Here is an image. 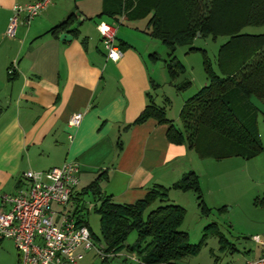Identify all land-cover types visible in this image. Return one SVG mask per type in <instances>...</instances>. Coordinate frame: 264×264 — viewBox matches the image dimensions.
<instances>
[{
	"label": "crops",
	"instance_id": "obj_1",
	"mask_svg": "<svg viewBox=\"0 0 264 264\" xmlns=\"http://www.w3.org/2000/svg\"><path fill=\"white\" fill-rule=\"evenodd\" d=\"M36 1L39 0H0V195L25 193L27 183L22 174L26 171L45 172L70 162L78 165V182H83L80 189L101 176L98 181L101 194L109 196L115 204L130 205L143 199L153 186L168 188L182 174L191 172L197 177L205 207L216 211L220 208L224 211L223 206L229 207V211L234 208L250 218L237 232V236L249 242L246 247L233 248L224 237L226 243L222 247L217 242L218 250L227 247L232 252L230 260L224 258L221 264H245L260 259V245L251 238L264 240V220L256 219V209L248 205V198L257 194L252 192L258 186L253 177L256 157L218 162L198 160L185 145L167 142L166 124L158 125L152 119L132 125L147 105V96L156 105L152 91L159 89L148 75L144 58L152 60L155 54L151 52L155 43L149 41L146 26L145 31L134 26L123 34L115 29L122 58L108 62L96 32L97 22L117 28L129 21L97 17L104 7L103 0H52L28 25L21 23L20 15L15 35L7 39L4 32L13 10ZM71 15L74 19L70 30L76 28V36L64 31L56 35L48 33ZM138 31L148 40L134 36L133 32ZM61 33L70 40H60ZM173 82L169 81L170 86H174ZM182 103L183 98L179 100L178 112ZM250 103L257 111L256 128L262 141L264 106L254 99ZM169 106L165 96L157 107L163 108L165 118L176 128L178 119L167 114ZM75 113H81L82 119L73 130L65 123ZM261 147L259 154L264 153L262 142ZM221 192L231 202L219 207ZM184 194L187 195L169 190L168 202L183 207ZM207 197L211 202H207ZM89 199L91 210L93 204ZM53 209L59 211L56 206ZM231 228L234 230V225ZM4 241L11 250L0 256V264H16L18 254L13 251V244ZM84 253L79 264H91L84 259ZM196 257L184 258L178 264H201ZM115 258L120 264L140 263L135 254L126 250Z\"/></svg>",
	"mask_w": 264,
	"mask_h": 264
},
{
	"label": "trees",
	"instance_id": "obj_2",
	"mask_svg": "<svg viewBox=\"0 0 264 264\" xmlns=\"http://www.w3.org/2000/svg\"><path fill=\"white\" fill-rule=\"evenodd\" d=\"M103 6L97 17L116 22L146 20L148 37L168 51L165 68L169 81L182 71L173 57L176 46L188 47L196 38L227 37L217 49L215 72L203 58L206 84L182 103L178 128L165 118L163 108L157 107L149 96L132 125L152 119L158 125L166 124L167 142L185 145L198 160L218 162L257 157L262 147L256 128L257 111L250 100L256 99L264 106V33L245 35L241 30L264 27V0H103ZM73 19L72 15L67 17L48 33L56 35L64 31L76 36L77 29L70 30ZM188 85L184 84L183 88ZM100 177L74 192L71 201L75 207L70 214L78 226L87 229V214L82 212L79 202L81 197L91 198L104 253L118 254L131 232L136 235V243L124 249L135 254L139 264H178L186 257H195L208 233L216 237L219 246L226 243L213 223L203 229L204 235L196 245H189L187 234L179 231L185 210L168 202L169 190L191 193L200 217L206 218L210 212L202 202L194 173L182 174L168 188L155 185L143 199L130 205L115 204L109 196H103L98 187ZM90 237L95 239L91 234Z\"/></svg>",
	"mask_w": 264,
	"mask_h": 264
},
{
	"label": "built area",
	"instance_id": "obj_3",
	"mask_svg": "<svg viewBox=\"0 0 264 264\" xmlns=\"http://www.w3.org/2000/svg\"><path fill=\"white\" fill-rule=\"evenodd\" d=\"M52 0H39L32 5L15 8L8 19L4 36L12 38L21 23L28 25ZM115 26L99 21L96 24L105 61L116 62L121 53L116 44ZM13 66L7 74H11ZM82 114L70 116L66 125L75 130ZM71 140V136H67ZM79 168L76 163L65 162L47 171L22 174L27 183L23 194L0 195V241L13 244L18 254L16 264H79L83 253L92 252L100 262L113 258L111 253L94 248L85 226H78L71 212L66 211L68 202L78 185ZM56 206L59 211L52 210ZM261 248L260 259L245 264H264V240L251 238Z\"/></svg>",
	"mask_w": 264,
	"mask_h": 264
},
{
	"label": "rangeland",
	"instance_id": "obj_4",
	"mask_svg": "<svg viewBox=\"0 0 264 264\" xmlns=\"http://www.w3.org/2000/svg\"><path fill=\"white\" fill-rule=\"evenodd\" d=\"M134 26L140 27L138 28L141 31H145L146 21L137 20L134 23H125L122 27H117L116 29L120 30V33L127 32L125 29H133ZM93 26L91 25V28ZM94 29V28H93ZM134 36H138L143 41H146L145 35H142V33L139 31L133 32ZM136 33V34H135ZM139 33V34H138ZM241 33H245V35H252V34H258L261 35L264 33V27H258V26H252L243 28L241 30ZM97 36V35H96ZM148 38V37H147ZM226 38L224 37H216L214 40L211 38H201V39H194L193 42L188 47H181L176 46L175 51L173 53V57L175 60L179 62V64L182 67L181 73L177 75V77L173 80L174 86H178L179 88L175 90L174 86H170L168 75L165 68V63L168 61V51L165 48V46L160 45L157 41L150 39L149 41L155 43L153 51H151L153 55L152 60H148L145 56V61L147 64L148 69V75L150 79L159 86L158 90L152 91V94L155 95V102L157 106L162 105V100L166 96V98L170 101V106L166 109L167 114L170 117L177 118L178 114V104L179 100L183 98V101L186 99H189L191 95L196 93L199 89L203 87L204 84H206L205 75L203 72L202 67V61L203 58L207 61L209 66H211V70L215 72V57L216 52L219 46L223 45L226 42ZM189 48H193V51H189ZM184 84H189L188 87H184ZM173 87V88H172ZM256 100V99H255ZM179 127V122H176V128ZM261 141V139H260ZM264 139L262 138V145L264 147ZM256 164V174L253 175L254 177V183H257L258 186L253 187V191L257 194L253 195L252 198H248V205L250 204L252 207L256 209L257 217L256 219H263L264 220V200L261 203V200L264 199V153L259 154L256 159L253 161ZM80 187H83L82 180H79L78 185L75 189L76 192L79 191ZM186 194H184L185 196ZM186 200L182 199V205L178 206L180 208H183L185 210V216L183 219V222L179 228V231L185 232L183 230H186L187 234V241L189 245H196V243L202 238L203 229L210 223H213L217 226L218 232L222 233L223 237L226 239L228 244L233 246V248H240V247H246L248 245V241L239 236H237V232L240 233L241 229L240 226H243V222L247 219H250L249 217H246L245 212H240L234 210L229 211V207H224V211L217 213L216 210H210L208 217L203 218L200 217L198 210H196V202L195 197L191 193H187L185 196ZM219 201H221V205L219 207H222V204L230 203V198L228 195H226L224 192H221ZM202 202L204 203L203 199ZM207 202H211L210 199L207 197ZM210 204V203H209ZM79 205L83 206V213H86V224L88 232L95 237V239H91L92 245L94 248L101 249L103 248L102 242L99 240V234H98V217L95 213H92L90 210V199L89 198H83L81 197V200L79 202ZM73 206L75 204L70 201L68 202L66 206L67 212H72ZM185 206V207H184ZM207 208V207H206ZM55 209V207H54ZM150 208L149 210H151ZM148 212V210L146 211ZM145 212V214H146ZM145 214L143 216H145ZM243 217H246L243 219ZM234 225V230L231 228ZM126 238L124 242V247L120 254L125 253V247H131L136 242V235L134 232H131ZM248 237V236H247ZM98 239V240H97ZM0 243V256H3L5 252H9L11 250V246L6 243L4 240ZM204 245L203 248L200 249L199 254H197V259L201 264H207V262L210 260V264L214 262V264H221V261L224 258L225 260H230L229 257L232 255V252L227 247H223L222 250H218L217 240L216 237L213 236L212 233H208L206 237L203 240ZM241 249V248H240ZM15 252V250L13 249ZM124 252V253H123ZM94 253L88 252L84 253V259L86 261H89L91 264H101L98 260V257L93 255ZM118 254H115L113 258L107 259V264H120L118 263V259L115 258ZM187 258V257H186ZM192 259V257H189ZM188 258V259H189Z\"/></svg>",
	"mask_w": 264,
	"mask_h": 264
},
{
	"label": "water",
	"instance_id": "obj_5",
	"mask_svg": "<svg viewBox=\"0 0 264 264\" xmlns=\"http://www.w3.org/2000/svg\"><path fill=\"white\" fill-rule=\"evenodd\" d=\"M196 37H198V35H196ZM59 39L60 40H65V41H69L70 40L69 36L67 34H64V33L60 34Z\"/></svg>",
	"mask_w": 264,
	"mask_h": 264
}]
</instances>
